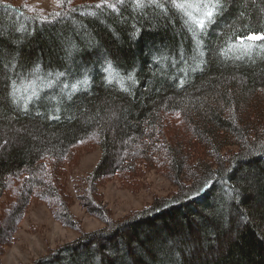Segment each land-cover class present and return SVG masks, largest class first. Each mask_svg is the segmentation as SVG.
Instances as JSON below:
<instances>
[{"label":"trees","instance_id":"trees-1","mask_svg":"<svg viewBox=\"0 0 264 264\" xmlns=\"http://www.w3.org/2000/svg\"><path fill=\"white\" fill-rule=\"evenodd\" d=\"M98 1L48 17L0 4V200L16 196L0 253L33 197L77 225L40 163L97 136L80 199L105 227L31 264H264V39L248 38L264 36V0ZM169 115L187 126L158 152L177 192L114 221L96 182L136 173Z\"/></svg>","mask_w":264,"mask_h":264},{"label":"rangeland","instance_id":"rangeland-1","mask_svg":"<svg viewBox=\"0 0 264 264\" xmlns=\"http://www.w3.org/2000/svg\"><path fill=\"white\" fill-rule=\"evenodd\" d=\"M86 1L0 0V4L11 5L22 8L28 13L48 17L82 5ZM104 1L108 2L109 0H99L98 3ZM186 127L179 116L169 115L165 117L160 131L144 141L143 148L147 151L146 155L150 156V158L147 157L149 161H144L143 154L139 153L130 162L133 166L136 162L140 163L136 173L133 170L120 171L112 175L106 174L96 182L99 193L96 201L109 212L108 216L111 219L120 221L127 216L138 214L150 208L156 199L167 198L173 192H177V188L166 178L167 173L165 174L164 171L167 168L161 166L160 161L161 157L167 156L166 147L175 146L177 140L186 138L183 135ZM117 136L116 138H118ZM101 150L97 136H94L75 146L69 156L62 161L45 159L40 163V166L45 167L47 171H52L54 167H58L55 171L57 174L55 179L57 178L59 183H56V186L60 188V186L65 185L67 187L66 194L70 195V199L66 204L70 215L74 216L78 223L72 227L65 226L55 218L53 196L48 195L46 200L33 197L22 216L12 242L5 246V249L0 253L2 255L1 264H31L33 261L54 252L57 248L78 240L81 234L95 232L105 227L100 218L87 211V207L81 204L80 199L86 190V187L81 189V186L85 183L87 186L94 176V170L101 160ZM235 150L229 149L227 151L233 152ZM158 152L162 153L161 157ZM55 172L51 174L55 175ZM50 186L55 188V184ZM9 194L13 196V189L0 200V226L4 225L5 232L8 229V214L4 206L10 200ZM15 197L13 196L11 200ZM67 223L71 224L68 221Z\"/></svg>","mask_w":264,"mask_h":264},{"label":"snow or ice","instance_id":"snow-or-ice-1","mask_svg":"<svg viewBox=\"0 0 264 264\" xmlns=\"http://www.w3.org/2000/svg\"><path fill=\"white\" fill-rule=\"evenodd\" d=\"M212 14H213V13H212L211 11H209V12L207 13V15H208L209 17H211ZM198 23H200L201 26L203 27V21H199ZM248 38L251 39V40H261V39H264V36L252 35V36H250V37H248Z\"/></svg>","mask_w":264,"mask_h":264}]
</instances>
